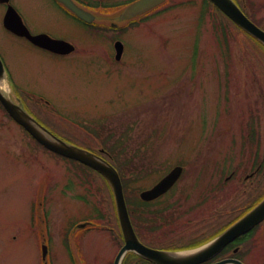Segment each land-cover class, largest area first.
<instances>
[{"label": "rangeland", "instance_id": "374dc122", "mask_svg": "<svg viewBox=\"0 0 264 264\" xmlns=\"http://www.w3.org/2000/svg\"><path fill=\"white\" fill-rule=\"evenodd\" d=\"M236 1L264 28V0ZM15 2L32 29H51L78 48L55 55L15 37L4 27L0 4V52L15 81L32 98L52 103L46 118L31 110L65 138L71 124L101 134L123 173L133 222L149 244L201 247L264 198V44L210 1L165 0L117 34L93 29L48 0ZM120 11L101 19L118 21ZM115 38L125 46L119 61ZM72 140L104 147L95 139ZM176 165L184 166L176 185L143 205L140 191ZM40 196L49 209L41 229L32 208ZM82 220L92 224L76 229ZM46 235L48 264H114L124 243L107 180L40 146L0 107V264H44ZM243 238V261L264 264V222ZM140 261L131 252L120 264Z\"/></svg>", "mask_w": 264, "mask_h": 264}, {"label": "water", "instance_id": "95a60500", "mask_svg": "<svg viewBox=\"0 0 264 264\" xmlns=\"http://www.w3.org/2000/svg\"><path fill=\"white\" fill-rule=\"evenodd\" d=\"M7 1L9 0H0V2ZM60 1L86 21H92L95 18L93 14L77 5L73 0ZM164 1L165 0H137L125 9L123 18L127 19L142 14ZM211 1L240 27L264 43V29L253 22L234 0ZM4 25L19 35L28 37L34 44L55 53L69 54L75 50V45L67 40L53 38L47 33L32 34L23 22L20 14L12 6L9 7L4 17ZM116 49L117 59H121L124 50V44L122 41L118 40L116 42ZM3 71V62L0 58V76L3 75ZM0 100L9 114L19 124L24 126L41 144L54 152L77 159L93 167L111 183L115 194L118 216L125 241L116 257L115 264H120L121 259L128 251H135L147 260L156 264H199L220 253L230 242L250 231L253 227L264 220L263 199L258 205L232 224L219 236L201 247L186 251H165L146 246L139 239L133 227L125 198L123 183L117 168L99 154L68 143L52 133L42 123L30 115L23 106L15 103L9 94L1 90ZM182 170L183 168L181 166H177L153 188L143 191L141 197L145 200H152L164 194L178 180ZM83 225H86V222L83 223ZM46 254L47 248L44 246V257H46ZM212 264L244 263L238 259L231 258Z\"/></svg>", "mask_w": 264, "mask_h": 264}, {"label": "flooded vegetation", "instance_id": "af4514ba", "mask_svg": "<svg viewBox=\"0 0 264 264\" xmlns=\"http://www.w3.org/2000/svg\"><path fill=\"white\" fill-rule=\"evenodd\" d=\"M48 1H49V3H51L52 5H54L55 7L58 6V7L63 8L65 12L71 14L72 16H74V17H76L78 19V17L75 16V14H73L72 11L69 10V8H67L64 4H62L58 0H48ZM74 1H76L77 3H79L82 6L86 7L87 10H89L93 14H95V17H96L95 18V21L93 20L92 22L86 23V24H88L89 26H92L93 29H102L103 30V28H106L107 24L101 19V17L106 16L105 13H109L110 12V9L113 8V7H115L114 5H112V6L110 5V2H109L110 0H74ZM10 3L13 6L16 7V9L19 11V13H21V15H22L25 23L27 24V26L29 27V29L31 30V32H33V33H48V34H50L51 36H53L55 38H65V39H68L65 36H61V35L55 34L51 29H48V28L47 29H38V30L32 29V27L30 26V24L26 20V17H25L24 12L16 4L15 0H10ZM4 5H5V9L7 10L8 3H4ZM117 7H121V6H117ZM121 9L122 10L120 11V14H119L121 19H118V21L117 20L110 21L109 24H108V26H112L114 28H120L121 27L120 26L121 23H119L120 22L119 20H124L123 19V11H124V8H121ZM119 10H117V11H119ZM97 14H98L99 17L97 16ZM97 18H100V21H98ZM80 21H82V20H80ZM8 32H10L15 37H18V38H21V39L25 40L26 42H28L32 46L37 47L34 44H32L30 42V40L27 39L26 37L19 36V35L15 34L12 31H8ZM117 39L118 38L113 39L112 42L115 43V41ZM0 56H1L2 60H3L4 66H5V69H6V75H1L0 76V90L3 91V92L8 93L14 99V101H16L17 103H20V102L23 103V105L29 111V113L33 114L34 117H36L40 122H42L36 116L35 112L33 110H30L29 108H33V109L37 110L40 113V116H42V117L44 116L46 118L45 114L47 115L48 110L50 111L51 108H52L51 101L46 96H41V99L42 100H39V101H36L35 99H33L31 97L28 98V97L21 96L18 93V87L23 88V86L22 85H19L15 81V78L13 76V72L11 70V67H10L7 59L3 55V53L0 52ZM0 105H1V103H0ZM36 108H38V109H36ZM260 167L261 166H259L258 167L259 169L254 172L255 173L254 176H256L258 174L259 170L261 169ZM254 173L250 174L249 176H253ZM44 215H45V212L44 211H42V213L39 214V217H41V220H43V221H45ZM82 227H84V226H82ZM245 240L246 239H244V241ZM244 241L243 240H241V241L240 240L239 241L236 240V241L232 242L219 255H217L213 259H211L209 261H206L204 263H201V264H209L211 262H219L221 260L231 259V258H234V259H238L240 261H243L244 258L241 257V254H240V251L242 250V248L239 247V243H243ZM129 253H131V252H128L127 255ZM136 254L139 257V259H141L142 262H144V264H155V263H152L151 261H149V260H147L145 258H142L138 253H136ZM115 262L116 261H114V264H115ZM142 262L140 261V264H143ZM73 263L74 264H78L76 261H73Z\"/></svg>", "mask_w": 264, "mask_h": 264}, {"label": "trees", "instance_id": "16d2710c", "mask_svg": "<svg viewBox=\"0 0 264 264\" xmlns=\"http://www.w3.org/2000/svg\"><path fill=\"white\" fill-rule=\"evenodd\" d=\"M208 1H210V0H208ZM211 3V2H210ZM212 4V3H211ZM162 5V4H161ZM160 5V6H161ZM213 5V4H212ZM160 6H158V7H160ZM214 6V5H213ZM158 7H156V8H158ZM215 7V6H214ZM156 8H154V10L156 9ZM218 11H220L217 7H215ZM153 9L152 10H150L149 12H147L145 15H143V16H141L140 17V20H137L136 22H131V23H129L128 25H126V26H124V27H120L119 29H114V28H112V27H106V28H103V30L104 31H109V32H111V33H114V32H120V31H122V30H125V29H127L129 26H131L133 23H138L139 21H141L143 18H146L148 15H150L151 14V11L153 12L154 11ZM221 12V11H220ZM236 25V24H235ZM239 27V26H238ZM240 28V27H239ZM241 29V28H240ZM242 30V29H241ZM245 33H247V32H245ZM248 34V33H247ZM251 36V35H250ZM253 37V36H252ZM255 40H257L255 37H253ZM257 41H259V40H257ZM6 112V111H5ZM119 168V170H120V172H121V168L120 167H118ZM121 174H122V176H123V173L121 172ZM241 216H239L238 218H236V219H234L233 221H231L226 227H223V229H222V231L224 230V229H226L227 227H229L232 223H234L236 220H238L239 218H240ZM220 232H221V230H220ZM241 241V240H244V238L243 237H241V238H239L237 241Z\"/></svg>", "mask_w": 264, "mask_h": 264}]
</instances>
